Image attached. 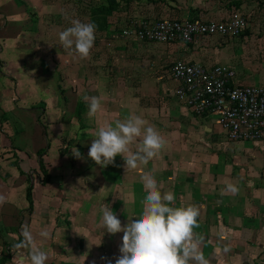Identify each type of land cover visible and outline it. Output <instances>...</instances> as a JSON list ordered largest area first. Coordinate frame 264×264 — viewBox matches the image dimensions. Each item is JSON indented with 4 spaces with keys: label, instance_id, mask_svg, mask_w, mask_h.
Here are the masks:
<instances>
[{
    "label": "crops",
    "instance_id": "0c3cea01",
    "mask_svg": "<svg viewBox=\"0 0 264 264\" xmlns=\"http://www.w3.org/2000/svg\"><path fill=\"white\" fill-rule=\"evenodd\" d=\"M229 2L117 0L119 5L107 17L105 28L99 21L102 14L98 20L94 9L88 10L85 21L97 26L94 46L87 58L72 60L68 51L71 64L63 73L65 93L59 89L58 78L56 84L44 85L54 96L49 108L50 101L45 105L39 100L44 115L37 122L47 128L45 134L37 128L33 153L18 148L23 154H0V195L5 197L0 205V259L6 258L5 264H30L28 249L13 247L23 241L24 225L48 254L47 264H106L101 257L114 260L123 233L108 234L100 227V208L109 205L122 225L138 216L146 195L141 176L149 171L162 193L175 194V206L199 207L198 227L193 231L208 264H264V142L228 140L215 116H197L177 99L178 84L171 74L177 60L207 67L229 65L237 71L238 84L251 86L239 70V58L229 50L239 37L157 44L122 36L133 18L228 21L235 8L248 20L245 30L255 29L258 40L262 39L256 51H264V0ZM27 74L20 75V81H36L35 73ZM22 82L25 94L31 86L40 90L35 82L26 88ZM258 86L264 87V81ZM85 96L101 98L102 111L95 117L88 115ZM132 114L157 127L165 139L163 147L136 169L125 171L121 156L113 165H97L88 151L98 124L108 121L114 126L116 120ZM139 143L137 138L133 151ZM73 147L79 150V158L73 155ZM41 161L48 183H43ZM229 183L239 191L222 192ZM45 229L50 233L46 240L38 236Z\"/></svg>",
    "mask_w": 264,
    "mask_h": 264
},
{
    "label": "clouds",
    "instance_id": "9594fccd",
    "mask_svg": "<svg viewBox=\"0 0 264 264\" xmlns=\"http://www.w3.org/2000/svg\"><path fill=\"white\" fill-rule=\"evenodd\" d=\"M71 26L58 34L60 45L80 58H87L95 42L97 26L92 22L71 19ZM88 115L95 117L102 111L100 97L85 96ZM140 139L135 151L131 145ZM165 139L157 127L139 115H129L113 123L98 124L91 142L88 156L97 165L107 167L121 156L125 161V171L136 169L139 164H147L163 147ZM75 157H80L77 148H72ZM146 195L138 216L121 220L107 204L100 208V227L108 234L123 233L119 256L113 259L101 257L106 264H208L199 251L194 228L198 227L199 207L195 205L175 206L176 196L172 191L161 192L155 174L151 171L141 176ZM102 189V188H101ZM234 184H227L222 192L237 193ZM5 197L0 195V205ZM23 241L14 248H27L30 264H47L48 254L38 247L28 225L21 228ZM50 233L45 229L38 233L44 240ZM227 251V249H225ZM14 259V258H13ZM95 264V262H93Z\"/></svg>",
    "mask_w": 264,
    "mask_h": 264
},
{
    "label": "rangeland",
    "instance_id": "374dc122",
    "mask_svg": "<svg viewBox=\"0 0 264 264\" xmlns=\"http://www.w3.org/2000/svg\"><path fill=\"white\" fill-rule=\"evenodd\" d=\"M23 1L26 8L17 5L16 0H0V154H23L15 150L18 148L33 153L31 144H34L33 140L36 142L37 128H41L42 134L47 129L44 130L37 122L44 113L39 108L42 106L40 102L45 101L46 105L50 98H54L51 90H46L44 85L56 84L58 69L64 73L68 63L71 64L68 62V51H71L60 45L59 32L71 26V19L86 22L89 9L108 4L107 0ZM235 1L237 3L238 0L228 2L233 4ZM256 34L255 29H246L239 41L232 42L234 46L229 49L239 58V70L250 85H259L264 81V51H256V44L262 39L258 40ZM69 57L72 60L80 59L74 53H70ZM45 65L46 72L43 69ZM24 71L35 73L36 81L33 82L40 85V90L39 87L33 90L31 86L25 94L19 83L22 82L20 75L28 76ZM33 82L28 79L22 83L26 88ZM49 104L51 101L48 108Z\"/></svg>",
    "mask_w": 264,
    "mask_h": 264
},
{
    "label": "built area",
    "instance_id": "2783aa9c",
    "mask_svg": "<svg viewBox=\"0 0 264 264\" xmlns=\"http://www.w3.org/2000/svg\"><path fill=\"white\" fill-rule=\"evenodd\" d=\"M246 26L245 16L234 8L228 21L133 18L122 36L157 44H190L197 37H240ZM171 73L178 84L177 99L197 116H215L228 140L264 142L263 86L238 84L237 71L229 65L207 67L177 60Z\"/></svg>",
    "mask_w": 264,
    "mask_h": 264
},
{
    "label": "trees",
    "instance_id": "16d2710c",
    "mask_svg": "<svg viewBox=\"0 0 264 264\" xmlns=\"http://www.w3.org/2000/svg\"><path fill=\"white\" fill-rule=\"evenodd\" d=\"M108 1V4H103V5H101V6H99L98 8H96V9H94V10H92V14L94 15V17H98V20H99V18H100V16L99 15H101L102 14V16H103V19H101V20H99L100 22H102V24H101V26L103 25V28H105L106 27V23H107V17L114 11V10H116L117 9V7H118V3H117V0H107ZM16 3H17V5H19V6H21V7H23V8H26V2H24L23 0H16ZM155 3H157V2H155ZM105 16V17H104ZM93 23H95L94 21H93ZM99 24V23H98ZM244 34V33H243ZM242 34V35H243ZM241 35V36H242ZM245 35H247V32H246V34ZM44 63V62H43ZM174 65V64H173ZM173 67V66H172ZM44 68V67H43ZM45 68H47V66L45 65ZM171 70H172V68H171ZM58 71H59V77H58V82H59V89H60V91H62V93H65L66 91H65V88H64V86H66L67 87V85H66V80L64 79V77H63V73L61 72V70H59L58 69ZM172 74V73H171ZM66 95V94H65ZM40 105H42V103L40 104ZM4 116V118H6L5 117V115H3ZM46 152V150L44 149V150H41V151H39L38 152V154L40 155V156H42V154H44ZM40 168H41V173H42V175L44 176V178H43V183H48V180H49V175L47 174V171H46V169H45V167H44V165H43V162L41 161V163H40ZM27 197H28V201H29V203H30V206H29V211H31L32 209H33V186H32V184L30 183V185H29V187H28V190H27ZM6 263V258H2V259H0V264H5Z\"/></svg>",
    "mask_w": 264,
    "mask_h": 264
}]
</instances>
